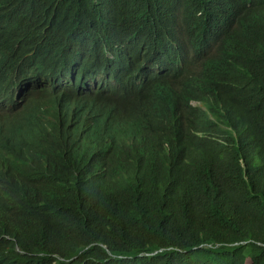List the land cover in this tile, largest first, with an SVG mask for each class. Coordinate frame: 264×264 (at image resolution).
<instances>
[{"label":"trees","instance_id":"1","mask_svg":"<svg viewBox=\"0 0 264 264\" xmlns=\"http://www.w3.org/2000/svg\"><path fill=\"white\" fill-rule=\"evenodd\" d=\"M0 127V264H264V0H0Z\"/></svg>","mask_w":264,"mask_h":264},{"label":"clouds","instance_id":"2","mask_svg":"<svg viewBox=\"0 0 264 264\" xmlns=\"http://www.w3.org/2000/svg\"><path fill=\"white\" fill-rule=\"evenodd\" d=\"M113 88H114V90H116L115 87H113ZM194 104L196 105V103H194ZM5 134H6V131H5L4 127H0V138H2L3 135H5Z\"/></svg>","mask_w":264,"mask_h":264}]
</instances>
